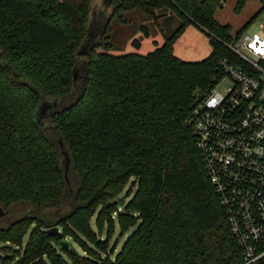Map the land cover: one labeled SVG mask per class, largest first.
<instances>
[{
  "label": "trees",
  "instance_id": "1",
  "mask_svg": "<svg viewBox=\"0 0 264 264\" xmlns=\"http://www.w3.org/2000/svg\"><path fill=\"white\" fill-rule=\"evenodd\" d=\"M222 1L107 0L108 28L134 9L182 23L147 54L101 51L105 27L82 56L93 0H0V243L15 249L0 264H243L187 125L218 61L236 60ZM191 23L212 46L199 61L174 52ZM39 94L58 104L43 123Z\"/></svg>",
  "mask_w": 264,
  "mask_h": 264
},
{
  "label": "built area",
  "instance_id": "2",
  "mask_svg": "<svg viewBox=\"0 0 264 264\" xmlns=\"http://www.w3.org/2000/svg\"><path fill=\"white\" fill-rule=\"evenodd\" d=\"M225 44L236 60L218 61L221 75L195 92L187 125L243 264H253L264 258V35L242 31Z\"/></svg>",
  "mask_w": 264,
  "mask_h": 264
},
{
  "label": "rangeland",
  "instance_id": "3",
  "mask_svg": "<svg viewBox=\"0 0 264 264\" xmlns=\"http://www.w3.org/2000/svg\"><path fill=\"white\" fill-rule=\"evenodd\" d=\"M106 1L93 0L92 11L89 14L90 28L87 35L91 42L100 40L101 33L107 27L106 21L113 12V5L106 6ZM238 1L223 0L222 5L217 8L215 14L218 21L222 24H230L233 34L243 28L244 32H260L264 35V0H243L241 8L237 9ZM123 16L124 22H120L117 19L110 21V27H107L106 31L107 38L102 40L105 43H111V46L109 48H100L101 51H107L114 55L147 54L157 46H161L165 41V37L170 36L182 23L179 16L171 14L162 18L159 24H155L146 13L138 9L126 11ZM254 16L256 17L251 21ZM249 21L251 22L247 25ZM143 27L148 29V34ZM136 41H139L140 45ZM85 50L87 51V49ZM211 51L212 46L208 36L193 23L185 29L174 47L175 55L186 61L205 59L210 55ZM82 56L85 55L82 54ZM230 86H232V80L229 77H225L218 84L217 89L226 93ZM46 100L48 103L55 101ZM57 105L48 107L47 110H52ZM41 122H46V117H43ZM18 209L19 207L15 209V212ZM125 238L126 236L120 237L119 231H117L112 242L115 240L119 241L120 247L124 243ZM9 247L11 248V244L8 242L0 243V254L3 256L7 254L3 248L9 249ZM11 249L12 251L15 250Z\"/></svg>",
  "mask_w": 264,
  "mask_h": 264
},
{
  "label": "water",
  "instance_id": "4",
  "mask_svg": "<svg viewBox=\"0 0 264 264\" xmlns=\"http://www.w3.org/2000/svg\"><path fill=\"white\" fill-rule=\"evenodd\" d=\"M89 36L86 37L84 43L82 44V47L79 51L80 55H86L87 52L93 47V45L95 44V42H91ZM87 49V51L85 50ZM40 95V103L38 105V108L36 110L35 113V119L38 123H41V119L43 117H46L49 114V110L48 107H52L55 106L57 104L56 101L50 102L48 103V101L46 100V98L44 96ZM67 160H66V172H68V166H69V157L68 155L66 156ZM6 214V211L3 209L2 206H0V217L4 216ZM49 234L51 235H55L57 236L59 239H61L63 237L62 232L59 230V228L57 226H54L52 228L49 229Z\"/></svg>",
  "mask_w": 264,
  "mask_h": 264
}]
</instances>
